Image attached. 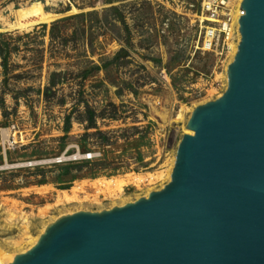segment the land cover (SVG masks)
<instances>
[{
  "label": "rangeland",
  "instance_id": "rangeland-1",
  "mask_svg": "<svg viewBox=\"0 0 264 264\" xmlns=\"http://www.w3.org/2000/svg\"><path fill=\"white\" fill-rule=\"evenodd\" d=\"M34 2L47 13L77 11L10 29L12 11ZM199 6V0H0V250L13 254L14 243L39 237L65 212L111 210L104 196L100 206L91 202L95 180L126 179V197L136 198L149 183L137 188L133 178L167 169L160 168L187 132L181 109L190 119L195 105L227 90L229 52L217 57L196 49ZM163 109L167 124L157 116ZM78 185L87 191L84 210L80 203L58 206L57 195Z\"/></svg>",
  "mask_w": 264,
  "mask_h": 264
},
{
  "label": "water",
  "instance_id": "water-1",
  "mask_svg": "<svg viewBox=\"0 0 264 264\" xmlns=\"http://www.w3.org/2000/svg\"><path fill=\"white\" fill-rule=\"evenodd\" d=\"M224 95L195 109L172 181L50 224L10 264H264V0H244Z\"/></svg>",
  "mask_w": 264,
  "mask_h": 264
},
{
  "label": "bare ground",
  "instance_id": "bare-ground-1",
  "mask_svg": "<svg viewBox=\"0 0 264 264\" xmlns=\"http://www.w3.org/2000/svg\"><path fill=\"white\" fill-rule=\"evenodd\" d=\"M64 1H67V0H64ZM75 11H77V10L75 8H73V10L71 12H68L67 14L47 13L45 11L42 3H38V2L29 3L28 5H26L24 7H21L19 9H15L12 11V14L16 18V21L14 23H12V25L9 28L10 29H13V28L14 29L15 28H17V29H30V28L35 27V26L40 25V24H49V23L63 17L64 15H70L72 13L75 14ZM240 41H241V39H240ZM240 41L237 42V44L231 43L230 44V50L228 51L229 52L228 53L229 60H228L227 66H226V87L227 88H228V84H229V75H228L229 67L233 63V61L235 60V57L238 53L237 51L239 50ZM221 96H222V94H219V97H221ZM203 105H205V104H203ZM199 106H201V104L195 105L192 109H190L191 116L194 113L195 109ZM186 113H187V108H182L181 111L179 112L178 120L185 121L186 124H188V122L191 118L190 119L186 118ZM157 116H159L161 118V121L164 124H167L169 122L167 110L163 109V111H161ZM191 133H193V131H191L190 129L187 128L186 135H191ZM8 138H9V136H7L6 140H8ZM176 159H177V152L175 154V157L172 159V161L170 163H168L165 166H162L160 168V169H163V168H167V169L163 172H160L159 177H154L152 175L150 177L151 179H146V180L140 178L141 176H136L135 178H133L134 183L136 182V184L138 186V187L136 186L137 188L143 187L140 184L144 185V184H146V182L149 183V185L146 186L149 188L142 189L141 190L142 193L138 194L136 196V198H132L129 196L126 197L124 188L129 185L128 181L126 179H121V180L119 178L111 179V180L99 179V180L93 181L92 184H90V186H91L90 189H93L95 191L96 196H95V199H93L91 202H93L95 205L100 206V205H102V201L99 199V197L104 196L106 200H109L112 202L111 207L113 209V207L114 208L115 207H124L127 204L135 203L136 202L135 199H137V201L141 198L149 199L150 195L153 192H158L159 189L164 188L167 184H169L172 181V175H173L174 167L176 164ZM153 180H155V182H153ZM87 186H89V185H87ZM86 193H87L86 187L83 185H78V186H75L74 188H72L69 192L66 191V192H62V193L58 194L56 197V199H57L56 202H58V206L59 205L60 206H68V205L80 203L79 209L81 211V210H84L81 203L87 202V201L82 200L81 194L85 195ZM142 195H144V196H142ZM77 213H79V212H77ZM74 214H76L74 211L73 212L68 211V212H65L62 217L74 215ZM58 219H60V218H58ZM25 224L28 225L29 222H25ZM27 233H30V232H27ZM41 235L42 234H40L39 237ZM39 237L33 238V237L28 236L26 239H24V241L22 243H20V242L14 243L13 244V246L15 247V249H14L15 251L13 253L14 255L12 253H10V254H12V255H10L8 251L5 252L4 250H0V264L12 263L15 260V257L17 255L24 254L27 251H29L30 249H32L38 243Z\"/></svg>",
  "mask_w": 264,
  "mask_h": 264
},
{
  "label": "built area",
  "instance_id": "built-area-1",
  "mask_svg": "<svg viewBox=\"0 0 264 264\" xmlns=\"http://www.w3.org/2000/svg\"><path fill=\"white\" fill-rule=\"evenodd\" d=\"M244 0H199V10L194 17L200 34L196 49L202 53H211L222 57L230 50V44L240 41L241 17L246 12L241 10ZM92 155H86L85 159ZM57 162L62 163L59 159Z\"/></svg>",
  "mask_w": 264,
  "mask_h": 264
},
{
  "label": "trees",
  "instance_id": "trees-1",
  "mask_svg": "<svg viewBox=\"0 0 264 264\" xmlns=\"http://www.w3.org/2000/svg\"><path fill=\"white\" fill-rule=\"evenodd\" d=\"M70 164H72V163H69V162L68 163H64V165H70ZM63 189H68V187H64Z\"/></svg>",
  "mask_w": 264,
  "mask_h": 264
}]
</instances>
